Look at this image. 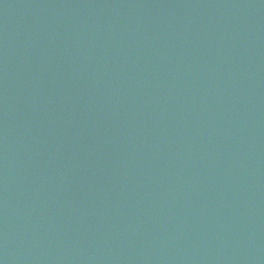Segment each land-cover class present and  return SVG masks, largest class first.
<instances>
[{
	"label": "water",
	"instance_id": "1",
	"mask_svg": "<svg viewBox=\"0 0 264 264\" xmlns=\"http://www.w3.org/2000/svg\"><path fill=\"white\" fill-rule=\"evenodd\" d=\"M0 264H264V0H0Z\"/></svg>",
	"mask_w": 264,
	"mask_h": 264
}]
</instances>
